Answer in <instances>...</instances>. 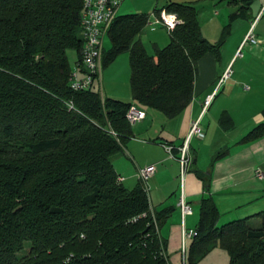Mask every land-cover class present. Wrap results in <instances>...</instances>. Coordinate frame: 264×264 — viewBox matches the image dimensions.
<instances>
[{
  "label": "trees",
  "instance_id": "1",
  "mask_svg": "<svg viewBox=\"0 0 264 264\" xmlns=\"http://www.w3.org/2000/svg\"><path fill=\"white\" fill-rule=\"evenodd\" d=\"M163 1L153 13L165 10L181 23L152 54L138 38L148 13L116 15L107 31L102 67L129 53L133 102H125L93 87L70 88L68 50L81 66V0H0V264L169 262L159 233L169 208L152 209L142 183L128 189L113 167L133 136L125 115L132 104L167 118L181 113L193 96L199 58H220L231 21L253 0H237L215 42L203 36L190 2ZM261 115L241 142L264 136V108ZM220 122L232 125L226 113ZM253 216L259 220L218 225L214 200L203 196L186 263L220 247L228 264H264V210Z\"/></svg>",
  "mask_w": 264,
  "mask_h": 264
},
{
  "label": "crops",
  "instance_id": "2",
  "mask_svg": "<svg viewBox=\"0 0 264 264\" xmlns=\"http://www.w3.org/2000/svg\"><path fill=\"white\" fill-rule=\"evenodd\" d=\"M137 1L145 2H124L126 7L141 6ZM179 1L190 2L196 8L201 32L211 42L217 41L229 16L236 13L240 5L237 0ZM263 5L264 0H253L245 16H237L231 21L219 59L210 52L199 58L193 96L181 113L167 118L158 110L138 105L145 115L142 120L131 124L133 136L112 159L115 172L128 189L139 182L137 173L140 168L151 164L156 166L155 173L147 179L149 203L154 210H170L159 228L160 235L166 241L170 264L181 263V230L196 229L203 196H210L214 200L219 212L218 225L249 216H252L251 221L257 222L258 217L253 215L264 210V177L258 179L254 175L257 168L264 173V136L241 142L242 137L262 120L261 111L264 108V11L257 17ZM121 7L122 4L118 10ZM136 9L140 11L136 13H147V10ZM148 14L150 18L153 10ZM146 26L149 27L146 34L153 48H163L170 39L169 30L162 26L168 32L164 34L154 29L161 25L152 27L148 21ZM145 28L138 36L144 47L142 36ZM250 30L260 40L257 44L244 42ZM107 49L103 47V51ZM110 64L101 67L100 79L94 86L101 84V97L133 102L130 65L129 76L118 82L110 73ZM227 69H230L231 75L219 84L220 77ZM211 94L213 98L203 110V101ZM224 113L231 120L230 127L220 122ZM195 120H198L204 135L190 138L192 161L181 179L179 163L175 157L168 155L164 145L172 146V153L177 155V148L182 145ZM218 151L226 153L213 160ZM181 196L191 206L192 213L181 214L177 206ZM191 242V238L184 240L186 257ZM228 261L227 252L215 247L197 264H228Z\"/></svg>",
  "mask_w": 264,
  "mask_h": 264
},
{
  "label": "built area",
  "instance_id": "3",
  "mask_svg": "<svg viewBox=\"0 0 264 264\" xmlns=\"http://www.w3.org/2000/svg\"><path fill=\"white\" fill-rule=\"evenodd\" d=\"M123 0H81L80 8V27L82 36V47L80 51L81 61L80 65L72 69L69 76V84L72 90H88L94 86V83L100 79L102 67V53H103V38L106 36L107 31L114 21L118 8ZM264 11L262 6L257 17ZM181 23L175 14L168 13L161 10L159 14H152L148 20L150 26L161 25L172 31L176 25ZM244 42L257 44L260 40L255 37L251 30L245 35ZM231 75L230 69H227L219 79V84L226 80ZM213 95L207 96L203 101V110L210 104ZM145 113L137 105L132 104L126 112V119L130 124L143 119ZM203 131L199 127L198 120L191 123L189 132L187 133L182 145L177 148V155L172 153L173 147L164 145L168 155L178 161L180 166V178L183 179L185 172L189 168L192 158L189 151V141L192 136L198 138L203 137ZM156 166L154 164L147 165L138 170L137 177L142 183L144 189L148 194L147 179L155 173ZM255 177L262 179L264 173L261 169L257 168L254 171ZM122 178L118 177L121 182ZM149 197V195H148ZM177 206L182 215L192 213L191 206L185 201L183 196L178 200ZM197 234L196 229L181 230L182 245H181V263L187 264L184 240L186 238L193 239ZM166 264L169 262L166 261Z\"/></svg>",
  "mask_w": 264,
  "mask_h": 264
},
{
  "label": "rangeland",
  "instance_id": "4",
  "mask_svg": "<svg viewBox=\"0 0 264 264\" xmlns=\"http://www.w3.org/2000/svg\"><path fill=\"white\" fill-rule=\"evenodd\" d=\"M124 1L125 0H123L122 3H121L122 7L117 11L118 15L140 12V11H137L136 8H141L142 11L147 10L146 12L150 13L155 6H156V8L160 9L163 6V4H164L163 0H145V2H141V3H139V1H137L139 4H141V6H139V7H135V5L131 6V7L128 5L126 7ZM126 4H128V2ZM146 28H145L146 31L143 32L142 40H143V42L145 44L146 50L150 54H152L154 52V48L152 46V43L149 41V39L147 37L148 34H146L147 31H149V27L146 26ZM154 29L155 30H160V32H162L164 34L168 33L167 30L164 27H162V26L156 27ZM221 32H222V30H221ZM221 32H220V35H219L218 39L221 36ZM168 42L165 43L163 46L168 44ZM224 45H225V41H224L223 45L221 46L222 49L224 48ZM109 46H110V41H109L108 36L106 35L103 38V47L105 49H107V48H109ZM220 52H221V50H220ZM67 55H68L71 67L74 68L75 67V57H76L75 51L74 50H68L67 51ZM109 69L111 71L110 73L113 74V76H114L113 78H115L118 82L123 81L125 79V77H128L129 76L128 53L127 52L121 53L116 58V60L112 64H110V68ZM94 89H95L96 92L100 93L101 96H103V93L101 91V84L100 85L99 84L95 85ZM145 139L147 140L146 137H145Z\"/></svg>",
  "mask_w": 264,
  "mask_h": 264
}]
</instances>
